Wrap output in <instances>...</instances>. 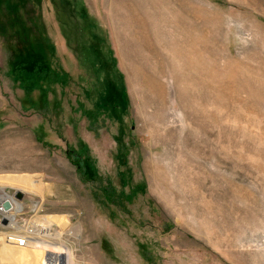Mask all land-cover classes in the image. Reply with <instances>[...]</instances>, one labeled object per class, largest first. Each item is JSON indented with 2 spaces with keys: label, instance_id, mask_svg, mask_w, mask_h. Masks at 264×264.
<instances>
[{
  "label": "rangeland",
  "instance_id": "374dc122",
  "mask_svg": "<svg viewBox=\"0 0 264 264\" xmlns=\"http://www.w3.org/2000/svg\"><path fill=\"white\" fill-rule=\"evenodd\" d=\"M0 187L67 264H264V0H0Z\"/></svg>",
  "mask_w": 264,
  "mask_h": 264
},
{
  "label": "bare ground",
  "instance_id": "6f19581e",
  "mask_svg": "<svg viewBox=\"0 0 264 264\" xmlns=\"http://www.w3.org/2000/svg\"><path fill=\"white\" fill-rule=\"evenodd\" d=\"M8 181H9L8 183L11 184V186L19 185V186L28 187V186L33 185V182L25 181L21 177H15L13 179H9ZM32 190L34 191V189ZM17 191L20 192L23 190H17ZM12 208H13V205H12ZM17 208H18V211H21L22 206L18 205L17 203ZM14 220L15 219L12 218L11 222H13ZM32 247L33 249L29 251L27 249V246L20 248V247L15 246L12 243L5 244L0 250V264H34L35 257L36 258L41 257V259L45 261V264H61V258H64V261H65L64 264H67L68 262L69 258L67 256H64L65 252L61 248L52 247L51 245H49V243H34ZM13 251H16V253H13Z\"/></svg>",
  "mask_w": 264,
  "mask_h": 264
},
{
  "label": "built area",
  "instance_id": "2783aa9c",
  "mask_svg": "<svg viewBox=\"0 0 264 264\" xmlns=\"http://www.w3.org/2000/svg\"><path fill=\"white\" fill-rule=\"evenodd\" d=\"M15 194L11 193L6 187H0V235L4 234L6 243H12L23 248L37 241L38 236L43 231H37V226L31 221L32 218L28 221L23 220L20 224L18 223L17 217L21 211H18L17 203L21 205V201L15 199ZM6 201H10L13 205L10 212H7L3 207ZM12 218L15 219L13 222H11ZM4 221H7L6 225H4Z\"/></svg>",
  "mask_w": 264,
  "mask_h": 264
},
{
  "label": "trees",
  "instance_id": "16d2710c",
  "mask_svg": "<svg viewBox=\"0 0 264 264\" xmlns=\"http://www.w3.org/2000/svg\"><path fill=\"white\" fill-rule=\"evenodd\" d=\"M14 76L20 82L26 96L31 102L32 95L35 92L45 93L43 82L49 87L56 85H67L68 77L55 75L41 64H36L31 69H27L25 65L15 68Z\"/></svg>",
  "mask_w": 264,
  "mask_h": 264
},
{
  "label": "water",
  "instance_id": "95a60500",
  "mask_svg": "<svg viewBox=\"0 0 264 264\" xmlns=\"http://www.w3.org/2000/svg\"><path fill=\"white\" fill-rule=\"evenodd\" d=\"M24 198V194L21 193V192H17L15 194V199L18 200V201H22ZM4 209L8 212L12 209V205L9 201L5 202L4 205H3ZM7 221H4V225H6ZM64 258H61V264H64Z\"/></svg>",
  "mask_w": 264,
  "mask_h": 264
}]
</instances>
